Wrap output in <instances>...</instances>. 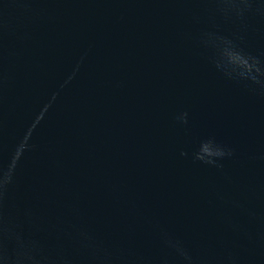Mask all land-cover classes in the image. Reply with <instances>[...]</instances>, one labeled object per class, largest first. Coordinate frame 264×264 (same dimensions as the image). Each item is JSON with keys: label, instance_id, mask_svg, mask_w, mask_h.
<instances>
[{"label": "water", "instance_id": "1", "mask_svg": "<svg viewBox=\"0 0 264 264\" xmlns=\"http://www.w3.org/2000/svg\"><path fill=\"white\" fill-rule=\"evenodd\" d=\"M0 264H264V0H0Z\"/></svg>", "mask_w": 264, "mask_h": 264}]
</instances>
